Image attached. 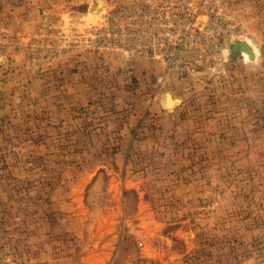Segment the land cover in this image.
Listing matches in <instances>:
<instances>
[{
	"label": "rangeland",
	"instance_id": "rangeland-1",
	"mask_svg": "<svg viewBox=\"0 0 264 264\" xmlns=\"http://www.w3.org/2000/svg\"><path fill=\"white\" fill-rule=\"evenodd\" d=\"M102 1L0 0V264H264V0L186 73L126 47L171 0Z\"/></svg>",
	"mask_w": 264,
	"mask_h": 264
},
{
	"label": "built area",
	"instance_id": "built-area-1",
	"mask_svg": "<svg viewBox=\"0 0 264 264\" xmlns=\"http://www.w3.org/2000/svg\"><path fill=\"white\" fill-rule=\"evenodd\" d=\"M167 6L159 20L145 23L144 27L138 24L125 27V35L129 36L127 51L159 55L168 65L167 73H186L192 69L186 54L201 39V36L198 37L199 33L213 34L215 45L220 42V34H215V30L225 20L221 13L222 4L219 0H171ZM201 16L207 17L204 24L196 29L197 21L202 22ZM158 79L162 82L165 75H160Z\"/></svg>",
	"mask_w": 264,
	"mask_h": 264
},
{
	"label": "bare ground",
	"instance_id": "bare-ground-1",
	"mask_svg": "<svg viewBox=\"0 0 264 264\" xmlns=\"http://www.w3.org/2000/svg\"><path fill=\"white\" fill-rule=\"evenodd\" d=\"M98 1H99V4L100 5H99V7H98L97 10H100L103 7V1L102 0H98ZM93 10L96 13V10L92 7L91 8V11L93 12ZM97 14H95V15H97ZM180 102H181L180 97L173 95L171 92H167V95H166V105H167L168 108L172 109L177 104H179Z\"/></svg>",
	"mask_w": 264,
	"mask_h": 264
}]
</instances>
